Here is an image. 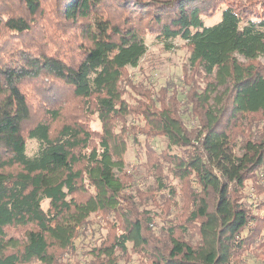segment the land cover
<instances>
[{
	"label": "trees",
	"instance_id": "1",
	"mask_svg": "<svg viewBox=\"0 0 264 264\" xmlns=\"http://www.w3.org/2000/svg\"><path fill=\"white\" fill-rule=\"evenodd\" d=\"M148 36L187 47L181 91L176 80L154 91L131 78ZM261 58L264 0H0V264H244L258 254ZM138 134L180 150L147 144L169 191L162 216L150 197L127 192ZM29 140L39 143L34 154ZM96 215L110 225L104 236Z\"/></svg>",
	"mask_w": 264,
	"mask_h": 264
},
{
	"label": "rangeland",
	"instance_id": "2",
	"mask_svg": "<svg viewBox=\"0 0 264 264\" xmlns=\"http://www.w3.org/2000/svg\"><path fill=\"white\" fill-rule=\"evenodd\" d=\"M221 19V13H217L214 17L208 18L207 23L213 24ZM175 47L171 50H168L164 47V44L158 41L153 36H148L147 44H148V53L146 56L141 60L137 67H130L129 73H131V78L134 82H143L146 84H150V89L156 91L159 88L165 86L168 82L176 80L174 82V89L176 93L181 91L179 88V82L177 81L178 78L182 75V62L186 60L189 52L187 47L184 46V43L180 40H175L174 42ZM264 63V59H260ZM173 91H171L172 93ZM136 95V94H133ZM38 101V99H36ZM49 104V103H48ZM38 107V111L36 110V114L39 117L44 116V111H41V106L35 105ZM76 101L72 99H67L63 104L64 114H70L72 116L76 111ZM90 123L92 127L99 129L100 122L97 116H92L90 119ZM59 126V122H55L54 129H57ZM139 139H141L142 144L140 146H134V148H130L126 155V163H125V171L128 173V191L132 194H138L140 191L141 198L150 197L151 199L148 202V207H152L153 211H156L159 215H163V210L166 209L164 198H162L165 194L169 195V191L164 189H160L159 183L157 181L155 170H151L150 164L147 163V144L150 143L151 148L155 151L156 154H160L162 152L170 151V152H180L177 148H169L167 141L163 137H153V138H145L142 134H138ZM146 140L148 142H146ZM28 153L34 154L39 149V143L36 140H29L28 141ZM251 193V192H250ZM254 196L252 197L253 200H261L264 198V195H257L256 193L252 192ZM138 196V195H137ZM169 199V198H168ZM178 199V198H177ZM147 204V202H146ZM160 205L161 207H158ZM179 205L177 204L171 208V211L175 214L179 211ZM44 206L47 207V202L44 203ZM173 214V215H174ZM171 215L170 217H173ZM110 218H112L110 216ZM105 218H102V215L93 216L91 224H94L96 228V235L97 236H104L107 233V229L109 228L108 225H105ZM160 219V218H159ZM111 223V222H110ZM89 233H93V228L89 229ZM110 230V228H109ZM9 234L13 235L17 239L23 238V232L20 229L14 228L9 229ZM262 250V249H261ZM259 250L256 254L250 252L249 254L244 255V264H264V249L261 251ZM67 259V255L63 256ZM61 261L63 263L66 260ZM33 264H41L40 262L36 261Z\"/></svg>",
	"mask_w": 264,
	"mask_h": 264
}]
</instances>
